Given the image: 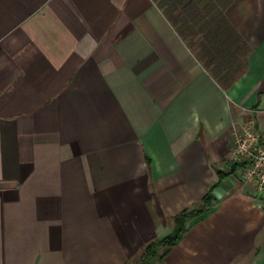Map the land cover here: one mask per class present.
I'll return each instance as SVG.
<instances>
[{"label":"crops","instance_id":"0c3cea01","mask_svg":"<svg viewBox=\"0 0 264 264\" xmlns=\"http://www.w3.org/2000/svg\"><path fill=\"white\" fill-rule=\"evenodd\" d=\"M163 1L0 0V264H136L208 191L149 264H264L232 171L234 130L264 134V0L223 5L239 48L210 68Z\"/></svg>","mask_w":264,"mask_h":264},{"label":"trees","instance_id":"16d2710c","mask_svg":"<svg viewBox=\"0 0 264 264\" xmlns=\"http://www.w3.org/2000/svg\"><path fill=\"white\" fill-rule=\"evenodd\" d=\"M171 0H164L163 2ZM188 4L182 8H164V12L172 21L179 33L189 42L204 65L208 68L227 52V45L231 48H239L238 37L224 17V7L231 0H188ZM241 164L234 165L233 170ZM221 177L224 175L220 172ZM211 191H208L202 200L200 209L186 210L174 217V230L165 238L151 242L146 246L136 264H149L152 259L162 260L165 256L164 249L175 247L184 237L187 231V223L204 214L212 205Z\"/></svg>","mask_w":264,"mask_h":264},{"label":"built area","instance_id":"2783aa9c","mask_svg":"<svg viewBox=\"0 0 264 264\" xmlns=\"http://www.w3.org/2000/svg\"><path fill=\"white\" fill-rule=\"evenodd\" d=\"M232 163L241 164L235 178L252 186L264 207V134L254 116H249L241 130L233 132Z\"/></svg>","mask_w":264,"mask_h":264},{"label":"rangeland","instance_id":"374dc122","mask_svg":"<svg viewBox=\"0 0 264 264\" xmlns=\"http://www.w3.org/2000/svg\"><path fill=\"white\" fill-rule=\"evenodd\" d=\"M193 38L192 37H188V42L192 43L193 42Z\"/></svg>","mask_w":264,"mask_h":264}]
</instances>
